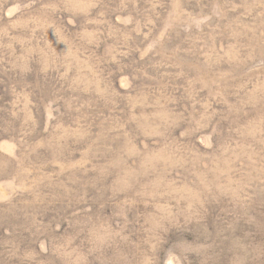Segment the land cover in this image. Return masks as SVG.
Returning a JSON list of instances; mask_svg holds the SVG:
<instances>
[{"label":"rangeland","instance_id":"374dc122","mask_svg":"<svg viewBox=\"0 0 264 264\" xmlns=\"http://www.w3.org/2000/svg\"><path fill=\"white\" fill-rule=\"evenodd\" d=\"M0 264H264V0H0Z\"/></svg>","mask_w":264,"mask_h":264}]
</instances>
